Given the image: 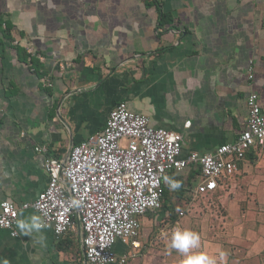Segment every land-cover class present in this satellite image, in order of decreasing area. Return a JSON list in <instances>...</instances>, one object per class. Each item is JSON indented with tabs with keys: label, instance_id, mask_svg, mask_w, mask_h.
Returning a JSON list of instances; mask_svg holds the SVG:
<instances>
[{
	"label": "crops",
	"instance_id": "obj_1",
	"mask_svg": "<svg viewBox=\"0 0 264 264\" xmlns=\"http://www.w3.org/2000/svg\"><path fill=\"white\" fill-rule=\"evenodd\" d=\"M0 22L25 50L0 32V203L34 201L48 180L35 148L65 157L119 102L180 133L182 158L234 142L251 93L264 109V0H0ZM199 177L195 166L168 175L180 187L140 219L126 264H183L176 228L216 264H264V154L247 153L226 191L196 195ZM17 230L0 229V264H84L77 228L59 239Z\"/></svg>",
	"mask_w": 264,
	"mask_h": 264
},
{
	"label": "built area",
	"instance_id": "obj_2",
	"mask_svg": "<svg viewBox=\"0 0 264 264\" xmlns=\"http://www.w3.org/2000/svg\"><path fill=\"white\" fill-rule=\"evenodd\" d=\"M246 105V126L234 142L208 154L182 158L180 133L154 128L147 116L119 102L102 130L74 145L65 157L55 158L45 148H35L45 154L47 185L30 203L2 201L0 229L18 237L20 213L31 210L42 221L41 230L58 239L78 229L84 264H126L140 249V219L161 209L169 174L197 167L200 181L195 193L206 196L227 190L247 153L264 154V109L259 96L251 93ZM117 243L128 251L118 256Z\"/></svg>",
	"mask_w": 264,
	"mask_h": 264
},
{
	"label": "clouds",
	"instance_id": "obj_3",
	"mask_svg": "<svg viewBox=\"0 0 264 264\" xmlns=\"http://www.w3.org/2000/svg\"><path fill=\"white\" fill-rule=\"evenodd\" d=\"M170 190H175L180 187L178 181L170 179L165 180ZM18 227L21 231H37L39 232L43 223L39 217L32 216L28 220H18ZM169 246L176 252L184 256L183 264H216V259L203 252H193V249L200 248L199 236L189 229L176 228L169 238ZM223 258L224 253L220 254Z\"/></svg>",
	"mask_w": 264,
	"mask_h": 264
},
{
	"label": "trees",
	"instance_id": "obj_4",
	"mask_svg": "<svg viewBox=\"0 0 264 264\" xmlns=\"http://www.w3.org/2000/svg\"><path fill=\"white\" fill-rule=\"evenodd\" d=\"M156 2H157V0H155ZM0 25H1V22H0ZM10 28L8 27V26H6V29H0V32H1V34H2V37L3 38H9V40L12 42L11 44H12V46H14V47H16L17 48V51H18V53H19V56L22 54V55H24L25 56V50H23V49H20V47L18 46V45H13V41H14V39L11 37V36H9V32H10ZM24 62H25V58H24ZM35 72H36V74L37 75H39V73H38V71H36V69H35ZM180 181L181 180V178H179V179H175V181ZM165 191V190H164ZM164 195H165V192H164ZM77 251H78V254H80L81 253V255H82V250L80 249V246H79V244H77ZM82 259H83V256H82ZM84 260V259H83Z\"/></svg>",
	"mask_w": 264,
	"mask_h": 264
}]
</instances>
